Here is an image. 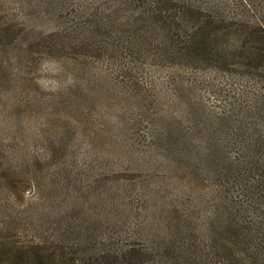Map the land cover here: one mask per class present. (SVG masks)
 Here are the masks:
<instances>
[{
  "label": "rangeland",
  "instance_id": "obj_1",
  "mask_svg": "<svg viewBox=\"0 0 264 264\" xmlns=\"http://www.w3.org/2000/svg\"><path fill=\"white\" fill-rule=\"evenodd\" d=\"M151 1L0 0V222L84 206L200 233L220 215L200 183L233 86L159 50L196 30L191 5L215 23L264 18V0H182L164 23Z\"/></svg>",
  "mask_w": 264,
  "mask_h": 264
},
{
  "label": "trees",
  "instance_id": "obj_2",
  "mask_svg": "<svg viewBox=\"0 0 264 264\" xmlns=\"http://www.w3.org/2000/svg\"><path fill=\"white\" fill-rule=\"evenodd\" d=\"M180 1L149 2L155 21L164 23L171 16L163 10ZM191 8L196 30L159 52L183 58L190 71L220 70L233 86L231 113L209 129L227 138L209 146L204 161L213 170L205 175L212 180L200 183L220 215L191 233L183 224L119 219L112 208L26 207L16 222H0V264H264V18L247 20L240 12L214 23ZM194 177L189 186L201 191ZM42 212L58 219H32Z\"/></svg>",
  "mask_w": 264,
  "mask_h": 264
}]
</instances>
